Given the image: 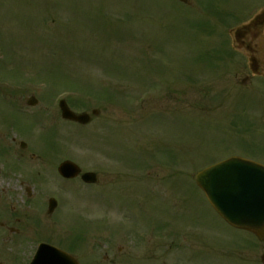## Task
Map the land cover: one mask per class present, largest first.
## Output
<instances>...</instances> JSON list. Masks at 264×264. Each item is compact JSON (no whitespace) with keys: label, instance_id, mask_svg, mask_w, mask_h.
Returning <instances> with one entry per match:
<instances>
[{"label":"rangeland","instance_id":"374dc122","mask_svg":"<svg viewBox=\"0 0 264 264\" xmlns=\"http://www.w3.org/2000/svg\"><path fill=\"white\" fill-rule=\"evenodd\" d=\"M263 8L264 0H0V95L39 101L28 110L38 115H27L0 96V206L22 216L21 180L40 181L43 163V211L37 183L35 229L0 232V264H27L41 242L74 250L81 264H239L238 249L264 248L222 221L194 181L231 156L264 164V79L231 54L229 35ZM257 48L264 69V39ZM61 99L99 114L86 126L65 122ZM16 131L43 162L13 176ZM68 159L98 183L63 180L57 169ZM50 198L58 207L48 216Z\"/></svg>","mask_w":264,"mask_h":264},{"label":"water","instance_id":"95a60500","mask_svg":"<svg viewBox=\"0 0 264 264\" xmlns=\"http://www.w3.org/2000/svg\"><path fill=\"white\" fill-rule=\"evenodd\" d=\"M264 20V11L258 21ZM252 24H247L231 32L236 39L250 31ZM240 44L235 40V47ZM239 47V48H238ZM36 105L32 98L29 102ZM62 116L81 124H88L91 117L88 114L77 115L72 112L65 102L61 103ZM94 115L98 112L94 111ZM59 172L66 178H75L80 168L71 162L63 163ZM87 183L97 182L96 174L88 173L83 176ZM196 183L204 191L209 202L219 215L231 226L249 231L264 242V167L241 158H231L196 175ZM57 203L50 201L49 212H53ZM32 264H78L73 258L48 245H41Z\"/></svg>","mask_w":264,"mask_h":264},{"label":"flooded vegetation","instance_id":"af4514ba","mask_svg":"<svg viewBox=\"0 0 264 264\" xmlns=\"http://www.w3.org/2000/svg\"><path fill=\"white\" fill-rule=\"evenodd\" d=\"M13 103L17 104L19 106L20 109L21 106L24 105V102L22 100H15L14 97V101ZM23 111L26 113L27 110L23 107ZM17 134L22 138V141L19 143L18 145V141L16 140V138H12V141L10 143V145L8 144V148H10L11 152L14 153L12 156L14 157V160L16 162L15 165H9L7 168V172H11V174L14 176L16 174V170L19 171L21 174L22 173H29L30 171L28 170L29 168H31L30 163L31 161L37 160V158H39L40 162H43V154L42 152H38L35 149L31 148V144H30V139H28L27 137H24L23 135H21V133L16 131V136ZM25 144V147H22ZM19 146V151H16V149H14V146ZM4 151L8 152L9 151L5 148ZM16 152V153H15ZM10 155V157H12ZM11 160V159H10ZM10 163H12L10 161ZM40 171H38V175L40 176V181L37 180L38 177H34L33 180L31 175L29 174V176H23L24 179L26 177L27 180H21V189L23 190L22 193V198H26V201L24 203L27 204V207H25L23 209V214L22 216H16L15 214L17 213L16 208L12 207L10 210V206L9 207H5V205L0 206V217L2 216V219H0V232H3V234H7L6 232L11 233L12 235L14 234H20L23 230L27 232H29V230H33L35 229V227L32 229V217L30 215V212H32L33 215V210L31 209V200L36 198V185L37 183L40 184L39 187V193L41 192V189L43 190V163L39 166ZM28 175V174H26ZM23 179V178H22ZM25 182H28L29 184L31 183H35L33 185V188L31 186H28ZM30 184V185H31ZM43 195V193H42ZM42 195L40 193V201L42 204L41 210L43 211V198ZM23 203V204H24ZM41 219L40 222L41 224H43V213H41ZM35 216V215H34ZM237 257L239 260V264H264L263 262V258H264V248H240L237 250ZM13 264V263H11Z\"/></svg>","mask_w":264,"mask_h":264},{"label":"trees","instance_id":"16d2710c","mask_svg":"<svg viewBox=\"0 0 264 264\" xmlns=\"http://www.w3.org/2000/svg\"><path fill=\"white\" fill-rule=\"evenodd\" d=\"M216 16H217V13H216Z\"/></svg>","mask_w":264,"mask_h":264}]
</instances>
